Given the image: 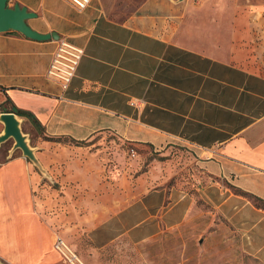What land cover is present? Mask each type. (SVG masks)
<instances>
[{
  "label": "crops",
  "instance_id": "1",
  "mask_svg": "<svg viewBox=\"0 0 264 264\" xmlns=\"http://www.w3.org/2000/svg\"><path fill=\"white\" fill-rule=\"evenodd\" d=\"M195 1L208 4L196 11ZM241 1L92 0L79 10L10 0L37 15L27 21L34 31L84 56L64 91L47 75L59 40L0 33V113H22L51 177L0 147V262L71 264L56 242L73 251L74 231L98 252L178 229L204 207L233 229V248L264 264L255 202H264V0ZM108 135L110 149L129 143L167 157L185 148L194 180L173 182L155 172L160 163L128 180L111 165L120 152L97 149Z\"/></svg>",
  "mask_w": 264,
  "mask_h": 264
},
{
  "label": "rangeland",
  "instance_id": "2",
  "mask_svg": "<svg viewBox=\"0 0 264 264\" xmlns=\"http://www.w3.org/2000/svg\"><path fill=\"white\" fill-rule=\"evenodd\" d=\"M206 4L208 3L204 1H195L193 7L196 11H200ZM218 4V2L210 3L211 9L217 8ZM241 4L244 5L245 0H242ZM211 20L215 22L213 18ZM222 31L229 33V23ZM260 52L264 53V49ZM113 138L115 137L108 135V145L106 142L97 146V149L105 148L108 150L107 153L119 151L120 159L111 161V165L114 164L115 168L121 171L125 168L128 180L130 177L133 179L135 176L147 173L153 163L162 165L155 167L156 173L168 176L173 182L194 180L193 155L185 148L174 150L166 157L159 156L160 154L152 149L129 143L118 142L119 146L110 149L109 142ZM12 145L13 142L9 141L2 146L1 151L4 156ZM202 209L203 213L193 221L141 244H133L127 238H123L97 252L92 249L91 240L84 237L85 234L81 231L78 233L74 231L76 234L73 233L71 236L73 242L68 243L77 255L85 254L89 258L87 264H258L233 248L236 243H231L230 240L235 232L223 219L211 215L207 208L202 207Z\"/></svg>",
  "mask_w": 264,
  "mask_h": 264
},
{
  "label": "water",
  "instance_id": "3",
  "mask_svg": "<svg viewBox=\"0 0 264 264\" xmlns=\"http://www.w3.org/2000/svg\"><path fill=\"white\" fill-rule=\"evenodd\" d=\"M37 17L35 13L29 12L27 8L19 4L10 6V0H0V33L18 32L23 36L36 41L59 40L56 33L40 34L34 31L27 21ZM23 120L14 113H0V125L3 126L0 132V147L9 141L13 142L10 155L20 151L24 158L28 159L44 176L51 180L47 171L37 158L38 149L32 147L30 135L22 129ZM0 264H3L0 262Z\"/></svg>",
  "mask_w": 264,
  "mask_h": 264
},
{
  "label": "built area",
  "instance_id": "4",
  "mask_svg": "<svg viewBox=\"0 0 264 264\" xmlns=\"http://www.w3.org/2000/svg\"><path fill=\"white\" fill-rule=\"evenodd\" d=\"M67 1L79 10L86 9L92 2V0ZM83 56V49L75 47L64 39L59 40L47 73L48 77L56 81L64 91L68 90L72 80L77 74ZM132 104L135 105V103ZM56 249L62 252L67 262L71 264H82L78 256L60 238L56 242Z\"/></svg>",
  "mask_w": 264,
  "mask_h": 264
},
{
  "label": "trees",
  "instance_id": "5",
  "mask_svg": "<svg viewBox=\"0 0 264 264\" xmlns=\"http://www.w3.org/2000/svg\"><path fill=\"white\" fill-rule=\"evenodd\" d=\"M16 114H17V115H21L22 113H20L19 111H17ZM243 194H244V193H243ZM255 202L257 203L258 206H263V205H264V204H263L264 202L261 201V200H259V199H256Z\"/></svg>",
  "mask_w": 264,
  "mask_h": 264
}]
</instances>
